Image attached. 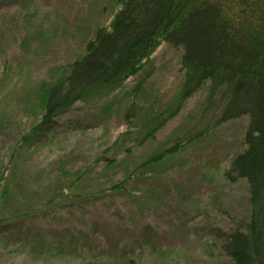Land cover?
Instances as JSON below:
<instances>
[{
  "label": "rangeland",
  "instance_id": "rangeland-1",
  "mask_svg": "<svg viewBox=\"0 0 264 264\" xmlns=\"http://www.w3.org/2000/svg\"><path fill=\"white\" fill-rule=\"evenodd\" d=\"M115 1L0 6V192L9 191L0 196V264H233L222 243L249 219L248 183L223 172L242 148L247 116L216 123L223 104L205 85L137 142L150 110L165 112L181 87L180 47L162 42L122 88L76 104L63 119H78L82 129L18 143L40 118L42 82L107 27ZM131 104L138 118L125 117ZM177 142L158 165L132 171Z\"/></svg>",
  "mask_w": 264,
  "mask_h": 264
},
{
  "label": "trees",
  "instance_id": "trees-1",
  "mask_svg": "<svg viewBox=\"0 0 264 264\" xmlns=\"http://www.w3.org/2000/svg\"><path fill=\"white\" fill-rule=\"evenodd\" d=\"M5 1L0 0V6ZM115 4L107 27L98 26L85 40L83 51L42 82L37 98L40 118L22 133L19 145L45 142L59 130L82 129L78 119H63L76 104L98 103L122 88L144 69L162 42L180 47L181 87L165 112L150 110L137 142L152 138L205 85L207 97L223 104L216 123L247 116L242 148L232 155L223 177L246 180L250 214L242 228L227 234L222 249L233 264H264V0H116ZM124 115L139 117L133 104ZM180 146L177 142L150 154L132 171L158 165ZM80 175L72 179L73 185ZM131 177L127 174L124 180ZM122 186V181L112 185ZM8 192L4 185L0 196Z\"/></svg>",
  "mask_w": 264,
  "mask_h": 264
}]
</instances>
